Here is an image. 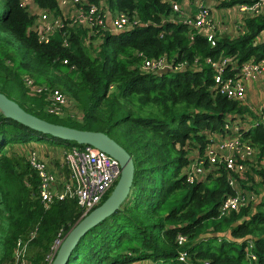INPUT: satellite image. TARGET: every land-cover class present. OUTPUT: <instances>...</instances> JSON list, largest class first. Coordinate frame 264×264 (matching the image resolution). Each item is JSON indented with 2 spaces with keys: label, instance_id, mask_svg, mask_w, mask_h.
<instances>
[{
  "label": "trees",
  "instance_id": "obj_1",
  "mask_svg": "<svg viewBox=\"0 0 264 264\" xmlns=\"http://www.w3.org/2000/svg\"><path fill=\"white\" fill-rule=\"evenodd\" d=\"M173 1L107 0L138 22L127 30L105 32L93 46L85 42L82 26H64L49 41H39L21 0H0V91L49 121L107 132L134 159L127 199L80 238L67 264H133L141 259L151 264H264V169L252 163L259 180L249 172L246 178L233 174L222 163L192 182L181 172L192 149L203 156L206 131L222 129L228 119L245 121L248 108L216 91L206 58L233 55L236 65L251 56L262 58L264 39L258 36L264 13L238 19L243 31L216 34L211 45L204 30L179 19ZM254 1L217 0V5ZM33 2L60 11L56 0ZM158 56L184 65L161 73L140 69L144 58ZM234 72L228 65L227 74ZM39 86L63 92L58 112L49 111L51 100L45 90L35 89ZM70 106L79 109L80 118L66 112ZM42 110L71 117L76 124L51 120ZM35 133L43 137L36 140L49 135L0 113V264L15 263L18 240L25 244L24 264H49L55 241L83 216L75 198L45 205L37 197L39 178L26 158ZM242 136L255 146L256 159L264 157V127H251ZM51 137L65 147L76 144ZM232 174L257 198L219 214L222 199L235 192ZM177 235L186 241L180 244ZM249 251L256 262L249 261Z\"/></svg>",
  "mask_w": 264,
  "mask_h": 264
},
{
  "label": "built area",
  "instance_id": "obj_2",
  "mask_svg": "<svg viewBox=\"0 0 264 264\" xmlns=\"http://www.w3.org/2000/svg\"><path fill=\"white\" fill-rule=\"evenodd\" d=\"M56 1L59 12L42 8L33 0H21V5L26 8L32 18L31 29L36 32L39 41H49L53 32L64 26H82L86 29L85 42L95 46L102 42L105 32L115 33L127 30L138 22L136 18L129 17L127 12L111 8L107 0H97V2L89 0ZM228 7L232 8L240 20L249 14L264 13V0L236 3ZM172 9L179 13L181 21L195 26L198 32L204 30L203 35L206 39L211 45L215 44L217 22L213 19L211 4L209 5L207 0H175L172 2ZM239 30H242L240 24L237 25L234 32L237 33ZM64 43H67V37H65ZM65 61L66 59H64ZM206 61L213 68V85L216 91L236 99L242 104L245 103L248 80L258 78L264 80V56L260 59L251 56L240 65H236V58L233 55H225L217 60L206 58ZM183 65L182 62L173 65L165 56H158L144 58L140 69L142 71H158L165 67L181 68ZM228 65L235 67L233 74H227ZM32 84L31 79H26V85L32 86ZM35 89L46 91L51 100L49 111L58 112L60 106L65 102V95L59 89H49L46 86L35 87ZM254 112L255 115L245 112V121L242 124L238 118L228 119L222 129L206 131L207 142L203 148V156L199 157L197 150L192 149L191 153L187 155V162L182 167L181 172L189 182L201 178L204 172L216 169L221 163L228 171L243 178L247 177V172L252 173L253 162L256 169H264V157L256 159L255 146L250 143L249 139L242 136V133L251 127H264V101L259 103ZM190 143L195 144L194 141ZM26 158L39 178L36 194L40 201L49 205L57 200L75 198L82 215L102 201L120 174V165L115 157L88 144H73L69 147L62 145L57 151L47 147L46 155L41 154L38 148L31 147L26 153ZM233 174L230 177V183L235 192L222 199L218 206L219 214H227L230 210L247 205L257 198L255 192L243 188L235 180ZM251 175L259 180L255 172ZM60 241L61 239L55 241L47 256L49 264ZM177 241L183 244L186 241V236L177 235ZM24 247L25 244H21L18 240L14 251L15 263L24 264ZM247 254H249L251 263L256 262V256L252 252L249 251ZM179 258H185L184 251L179 252ZM141 260L144 264L152 262L149 259Z\"/></svg>",
  "mask_w": 264,
  "mask_h": 264
},
{
  "label": "water",
  "instance_id": "obj_3",
  "mask_svg": "<svg viewBox=\"0 0 264 264\" xmlns=\"http://www.w3.org/2000/svg\"><path fill=\"white\" fill-rule=\"evenodd\" d=\"M165 67L157 72H167ZM0 113L29 128L76 144H88L115 157L120 165V174L108 195L85 215L79 218L62 237L50 264H67L72 250L80 238L97 225L127 199L134 181L135 164L131 153L114 137L102 130L78 128L49 121L24 109L17 101L0 91ZM236 224V222L234 223Z\"/></svg>",
  "mask_w": 264,
  "mask_h": 264
},
{
  "label": "crops",
  "instance_id": "obj_4",
  "mask_svg": "<svg viewBox=\"0 0 264 264\" xmlns=\"http://www.w3.org/2000/svg\"><path fill=\"white\" fill-rule=\"evenodd\" d=\"M209 5L211 4V12L213 19L217 22V34H228V33H234V31L237 29V25H239L238 18L236 17V13L232 11V8L225 7L215 9L212 6L211 2H207ZM217 7V6H216ZM221 15L223 17L221 18ZM259 40L264 39V30L259 34L258 36ZM245 105L248 108V111L246 113L255 115L254 111L258 108L259 103L264 101V80L263 78H258L255 80H248L246 84V90H245ZM40 141V140H39ZM39 141H31L30 144L32 147L38 148L41 152V154L46 155L47 152V143H45L43 140L41 142ZM50 152V151H49ZM135 264H144L143 261H136Z\"/></svg>",
  "mask_w": 264,
  "mask_h": 264
},
{
  "label": "rangeland",
  "instance_id": "obj_5",
  "mask_svg": "<svg viewBox=\"0 0 264 264\" xmlns=\"http://www.w3.org/2000/svg\"><path fill=\"white\" fill-rule=\"evenodd\" d=\"M209 2H211L212 3V6L215 8V9H219L220 10V6H218L217 4V0H210ZM217 6V7H216ZM222 8H225V7H222ZM223 17V15H221V18ZM13 95H11V97H12ZM13 98H16V97H14L13 96ZM67 113H73L74 114V116L73 117H76V118H80V112H79V109H77V108H74L73 106L71 107H69L68 109H67V111H66ZM40 114L41 115H43V116H45V117H47V118H49V119H51V120H57V121H61V122H66V123H68V124H76V122L74 121V119L73 118H71V117H64V116H56V115H54V114H50V113H47L45 110H42L41 112H40ZM63 114V113H62ZM114 133H117V132H114ZM45 136V138L47 139V140H44L43 139V141L45 142V143H47L48 145V148L49 149H55L56 151H57V149H59V148H61L62 147V145H61V143H53V142H57V140L56 139H53L51 136H49V135H44ZM37 138H43L42 136H41V134L40 133H35V135L33 136V138L31 139V141H39V140H36ZM39 142H41V140L39 141ZM237 187H239V185H237ZM5 228H6V226H4ZM0 233H1V231H0ZM1 246V245H0ZM0 251H1V247H0ZM149 261H150V259H149Z\"/></svg>",
  "mask_w": 264,
  "mask_h": 264
}]
</instances>
